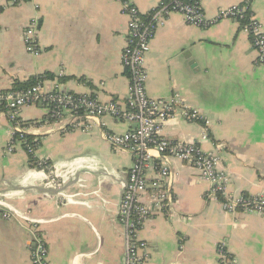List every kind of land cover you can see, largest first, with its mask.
I'll return each instance as SVG.
<instances>
[{"label": "crops", "instance_id": "crops-1", "mask_svg": "<svg viewBox=\"0 0 264 264\" xmlns=\"http://www.w3.org/2000/svg\"><path fill=\"white\" fill-rule=\"evenodd\" d=\"M159 1L134 0L144 15ZM245 1L201 0L212 19ZM249 3L264 28V0ZM33 18L40 24L39 55L23 39ZM127 37L128 17L117 0H0V91L50 72L55 78L44 81L47 90L59 83L65 92L125 102L130 81L121 56ZM256 58L238 20L200 27L173 13L157 29L145 61L151 97L179 96L201 113L200 122L172 117L165 137L199 139L208 121L210 139L200 145L218 149L220 168L230 176L227 191L235 194L264 195V64ZM19 116L40 141L35 155L59 170L62 186L58 193L45 191L53 189L47 172L32 166L21 146L8 151L11 123L0 116V264H31L33 228L51 264H126L119 215L134 155L114 148L103 133H124L132 125L104 116L77 128L71 113L55 122L40 105L23 107ZM171 165L176 210L173 216L155 213L143 225L140 237L149 251L143 264H222V243L237 264H264V215L225 211L207 199L210 183L197 168L176 158Z\"/></svg>", "mask_w": 264, "mask_h": 264}, {"label": "built area", "instance_id": "built-area-1", "mask_svg": "<svg viewBox=\"0 0 264 264\" xmlns=\"http://www.w3.org/2000/svg\"><path fill=\"white\" fill-rule=\"evenodd\" d=\"M21 1L11 0L12 3ZM117 1H120L122 11L128 17L127 43L121 56L130 81L125 102H102L89 94L65 92L59 88V83L52 90H47L45 80H38L25 89L0 91V116H6L11 123L8 151H14L19 145L28 155H33L37 168L47 172L48 184L53 189L62 186L59 170L52 167L47 159L35 155L36 139L23 145L29 134L19 116L23 107L44 106L48 110V119L55 122L67 111L73 116L71 124L77 128H89L93 120L104 116L132 125L124 133L104 132L103 137L114 148L130 151L134 155V163L124 185L119 221L124 231L126 264H143L149 258L148 243L140 237L143 225L155 213L173 216L176 210L173 189L177 173L171 165L173 158L198 169L201 179L210 183L207 199L219 201L225 211L264 215V195L227 191L230 176L220 168L218 149L206 151L200 145L210 139L208 121H203V132L199 139L171 141L165 137V125L175 115L181 114L191 122H200L202 117L198 109L186 105L179 96L163 99L148 94L145 61L157 29L165 25L173 13H180L188 24L200 27L221 19H235L241 23L246 20L242 28L248 32L257 53L256 64L263 65L264 28L252 13H247L250 11V0L221 9L213 19L206 17L201 0H160L148 15L140 11L134 0ZM39 25L38 18H33L23 31L26 49L35 55L41 53L38 46ZM3 215L11 217L10 213ZM32 232L34 244L31 264H51L46 243L36 229L33 228ZM218 253L222 264H237L224 243L219 245Z\"/></svg>", "mask_w": 264, "mask_h": 264}, {"label": "trees", "instance_id": "trees-1", "mask_svg": "<svg viewBox=\"0 0 264 264\" xmlns=\"http://www.w3.org/2000/svg\"><path fill=\"white\" fill-rule=\"evenodd\" d=\"M247 13L250 15L251 11H248ZM246 22H247L246 20H243L242 23H241V27ZM53 78H55V74L54 73L45 72V73L40 74V75H38L36 77L30 78L27 81H24V82H16L14 84V88L15 89H25V88H28V87L34 85L38 80H46V79H53ZM69 128H72V127L69 126ZM34 139H36L35 142H34V146H35V148H38L40 146V141L38 140V138L36 136H34L32 134H27L26 135L23 145L25 146V143L26 142H32ZM29 163L32 166L37 167V165H36V158L33 155H29Z\"/></svg>", "mask_w": 264, "mask_h": 264}, {"label": "water", "instance_id": "water-1", "mask_svg": "<svg viewBox=\"0 0 264 264\" xmlns=\"http://www.w3.org/2000/svg\"><path fill=\"white\" fill-rule=\"evenodd\" d=\"M45 191H49V192H52V193H58L59 192V189H45Z\"/></svg>", "mask_w": 264, "mask_h": 264}]
</instances>
